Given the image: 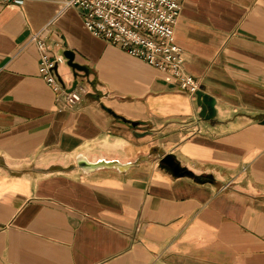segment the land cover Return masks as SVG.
<instances>
[{
	"label": "crops",
	"instance_id": "obj_1",
	"mask_svg": "<svg viewBox=\"0 0 264 264\" xmlns=\"http://www.w3.org/2000/svg\"><path fill=\"white\" fill-rule=\"evenodd\" d=\"M66 1L0 0V264H264V0H180L182 69L210 120ZM42 28L46 56L87 68L76 103L39 73ZM57 73L68 88L66 61ZM78 154L133 164L84 172Z\"/></svg>",
	"mask_w": 264,
	"mask_h": 264
},
{
	"label": "built area",
	"instance_id": "obj_2",
	"mask_svg": "<svg viewBox=\"0 0 264 264\" xmlns=\"http://www.w3.org/2000/svg\"><path fill=\"white\" fill-rule=\"evenodd\" d=\"M65 6H74L79 10L83 25L93 35L157 69L169 71L181 90L194 96L200 88L198 80L183 71L182 50L174 37V26L181 9L180 0H67ZM44 31L42 28L30 35V40L41 52L39 73L67 103H76L85 89L76 84L67 91L62 86L57 65L66 59L63 54L49 58L43 53L47 48Z\"/></svg>",
	"mask_w": 264,
	"mask_h": 264
},
{
	"label": "water",
	"instance_id": "obj_3",
	"mask_svg": "<svg viewBox=\"0 0 264 264\" xmlns=\"http://www.w3.org/2000/svg\"><path fill=\"white\" fill-rule=\"evenodd\" d=\"M63 56L66 59V64L71 69L72 82L71 85L66 88L67 91L71 90L76 84H78L80 79H83L87 74L86 66L76 62L74 60V53L71 50H64ZM54 70H56V66H54ZM59 80L62 83V86L65 87L62 82L60 76L58 75ZM194 103L197 106L198 110L196 112V117L198 119L202 118L205 120H210L215 116L214 109V99L207 94H205L201 89H198L194 93ZM109 113L113 116H116L114 112L110 109H107ZM122 120L127 121L132 127L137 125L136 121L126 120L122 118ZM262 124H264V117L260 120ZM135 135H143L145 132H133ZM76 165L84 172L94 171L98 168H115L117 170L123 171L129 168L133 162H120L116 159L105 160L99 159L96 161H89L85 156L78 154L75 158ZM159 163L163 166L170 169L171 173L175 176H180L184 174H190L188 170L183 167H180L178 162L175 160L174 156L170 153L165 154L159 159Z\"/></svg>",
	"mask_w": 264,
	"mask_h": 264
},
{
	"label": "rangeland",
	"instance_id": "obj_4",
	"mask_svg": "<svg viewBox=\"0 0 264 264\" xmlns=\"http://www.w3.org/2000/svg\"><path fill=\"white\" fill-rule=\"evenodd\" d=\"M65 61H66V60H64V63H65ZM60 63H61V62H60ZM60 63H59V64H60ZM70 71H71V69H70ZM86 84H87V83H86V80H85V79L83 80V83L80 82V80H79V82H78V85H79V86H82L83 88H85V85H86Z\"/></svg>",
	"mask_w": 264,
	"mask_h": 264
}]
</instances>
